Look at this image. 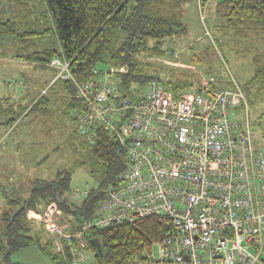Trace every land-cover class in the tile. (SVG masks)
<instances>
[{
	"label": "built area",
	"instance_id": "built-area-1",
	"mask_svg": "<svg viewBox=\"0 0 264 264\" xmlns=\"http://www.w3.org/2000/svg\"><path fill=\"white\" fill-rule=\"evenodd\" d=\"M68 65L51 62L58 76L73 81L83 104L71 114L78 134L92 144L105 132L126 164L80 229L70 231L57 206H47L41 220L65 264H87L86 229L151 216L166 217L171 232L134 264H264V148L252 143L241 89L216 90L204 81L199 91L175 98L152 80L123 92L111 77L125 66L109 64L78 83ZM239 107L245 123L236 119ZM92 190L85 185L66 197L76 203Z\"/></svg>",
	"mask_w": 264,
	"mask_h": 264
},
{
	"label": "trees",
	"instance_id": "trees-1",
	"mask_svg": "<svg viewBox=\"0 0 264 264\" xmlns=\"http://www.w3.org/2000/svg\"><path fill=\"white\" fill-rule=\"evenodd\" d=\"M186 1L17 0L25 6L20 13L22 17L13 15L3 25L14 27L16 23L20 28L32 21L36 28L48 18L49 27H44L41 31H25L19 36H39L51 31L59 49L24 52L16 57L21 62L54 68L57 72L32 101L28 112L38 110L43 116H48L52 112L50 103L57 98L61 114L73 125L69 140H74L75 136L78 138L74 145L78 156L71 167L56 170L51 179H34L28 196L15 199L5 195L8 208L0 218L2 264H21L12 263L11 254L32 245H36L53 263L65 264L45 223L29 218L28 213L42 215L47 206L54 203L69 221L70 231L80 229L87 223L97 202L102 198L103 190L115 185L116 177L126 164L121 146L105 132L99 131L92 144L78 134L71 114L83 109V104L76 97L77 90L73 81L58 76L60 70L51 66V62L59 59L69 63L68 71L78 83L95 79L109 64L125 66L124 72L111 77V81L118 84L123 92L135 85L145 86L152 80L158 81L175 98L182 93L199 91L200 83L188 69L141 59L143 56L153 57L161 63L162 59L171 58L169 52L174 53L172 49L176 41L187 32L183 20ZM215 13L230 30L251 29L264 36V0H218ZM93 69L96 74L92 73ZM261 70L264 86V64L254 77ZM51 89L55 91L52 92L53 96H56L52 99V95L47 96ZM78 167H86L95 185L85 199L73 203L66 194L72 190L71 176ZM171 229L166 217L151 216L105 228H88L84 236L88 244L87 250L92 252L96 264H134L143 250L169 234ZM64 251L69 258L67 247Z\"/></svg>",
	"mask_w": 264,
	"mask_h": 264
},
{
	"label": "rangeland",
	"instance_id": "rangeland-1",
	"mask_svg": "<svg viewBox=\"0 0 264 264\" xmlns=\"http://www.w3.org/2000/svg\"><path fill=\"white\" fill-rule=\"evenodd\" d=\"M217 1L187 0L183 6L187 32L176 41L172 49L174 54L169 52L171 58L162 59L161 63L153 57L143 56L141 59L188 69L196 81H208L209 86L217 90L238 86L249 105L247 115L252 143L264 148L263 71L254 77L264 64V36L251 29L226 28L215 13ZM24 7L17 0H0V218L8 208L5 195L15 199L28 196L34 179H51L56 170L71 167L78 156L74 149L78 138L75 136L74 140H69L73 125L61 114L57 98L52 94L54 90H49L47 95L54 98L48 116L38 110L28 112L32 101L57 72L54 68L23 63L16 57L24 52L59 49L51 31L39 36H19L25 31H41L49 27L48 18L36 28L32 21L20 28L16 23L14 27L3 25L13 15L22 17L20 13ZM235 114L239 124L245 123L242 107L236 108ZM85 185L93 187V177L86 167L75 168L71 189H83ZM34 214L29 212L28 217L42 221L44 213L36 214L38 217ZM87 255L88 264H96L92 252L87 250ZM10 261L55 264L36 245L12 253Z\"/></svg>",
	"mask_w": 264,
	"mask_h": 264
},
{
	"label": "crops",
	"instance_id": "crops-1",
	"mask_svg": "<svg viewBox=\"0 0 264 264\" xmlns=\"http://www.w3.org/2000/svg\"><path fill=\"white\" fill-rule=\"evenodd\" d=\"M24 63V62H23ZM34 216H36V217H38L36 214H34ZM22 252H24V251H22ZM36 252V251H35ZM28 261H30V260H28ZM18 263H20V262H18Z\"/></svg>",
	"mask_w": 264,
	"mask_h": 264
}]
</instances>
